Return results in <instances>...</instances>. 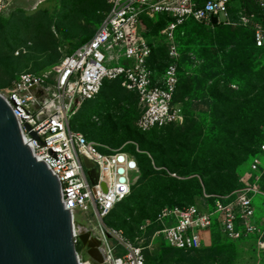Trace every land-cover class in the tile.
Listing matches in <instances>:
<instances>
[{"label": "built area", "instance_id": "1", "mask_svg": "<svg viewBox=\"0 0 264 264\" xmlns=\"http://www.w3.org/2000/svg\"><path fill=\"white\" fill-rule=\"evenodd\" d=\"M107 3L108 8L91 38L66 53L48 71L20 73L12 86L0 90V94L17 117L24 143L30 145L37 160L48 163L61 182L63 203L71 211L73 224L83 223L78 210L95 211L98 227L84 224L86 230L101 240L103 264H146L144 247L137 239L129 238L122 228L105 221L115 206L131 194L141 174L136 156L122 149L102 152L99 143L72 127L71 116L100 93L105 80L121 79L122 86L138 96L139 128L146 131L182 124L184 109L175 100L181 60L176 30L190 20L213 28L243 26L253 31L257 46H264V15L247 13L243 0H107ZM256 3L264 10V0ZM8 4L9 0H0V10ZM158 14L168 20L163 31L168 60L162 73L151 66L153 46L144 26L145 18ZM231 87L237 85L232 83ZM260 154H264V142L251 156L255 182L235 194L216 196L212 206L192 203L163 207L156 222L162 224L159 231L164 242L184 250L198 248L203 243L202 233L216 228L231 240L252 236L264 251V228L254 220L253 200L257 194L264 196L260 186L264 174ZM83 158L92 162L93 167L87 168ZM92 168L97 172L93 181L88 173ZM133 173L137 175L133 177ZM78 235L74 227L77 244ZM77 257L79 264H91L82 249Z\"/></svg>", "mask_w": 264, "mask_h": 264}, {"label": "rangeland", "instance_id": "2", "mask_svg": "<svg viewBox=\"0 0 264 264\" xmlns=\"http://www.w3.org/2000/svg\"><path fill=\"white\" fill-rule=\"evenodd\" d=\"M105 6V0H9V4L0 10V90L9 89L22 72L42 73L54 67L66 53L92 36L100 23ZM148 19L150 22L144 23L146 34L155 44L156 64L160 65L166 61L161 46V35L167 21L156 16ZM12 29L19 31L20 34L16 33L18 37L6 35L8 30L10 32ZM218 31L219 28H213L207 32L208 36H203L186 28L179 37L182 41L181 48L183 49V45L191 47L196 41H200L204 46L205 43L213 40V36ZM230 49L231 46H227L224 51L217 53L220 72L214 78H205L203 69L199 66V61H195L196 59L189 63L187 68L189 73L183 78L177 95L178 99L184 101L186 119L189 120L194 115L199 116L209 110L208 87L215 80L222 79L225 83H236L237 88H233L236 90L245 88V73L233 71L227 66ZM256 53L257 51L254 55ZM257 63L252 72L264 67V57L259 58ZM140 113L141 106L136 96L121 84L109 81L95 99L88 100L81 106L76 117L71 116V125L99 143L102 152L122 149L133 153L136 157L138 155L139 159L141 155H147L151 159L153 169L170 172L165 166H158L155 163L148 147H142L135 137H125L122 127L114 135L103 137L104 131L109 129L113 122L116 125L127 116L130 117L131 125L137 130L150 133V130L144 131L139 128L137 122ZM259 156L264 164V154ZM251 160L252 157L239 167L236 174L237 188L230 194H235L255 182L256 173L250 168ZM136 175L137 173L132 174L133 177ZM141 176L137 180V195L119 203L109 220L129 236L137 239V242L144 247V251L159 254L166 246L159 231L162 224L156 222L160 210L165 206L174 208L187 203L206 206L208 199L199 191L188 201L165 202L160 199L155 205L154 197L149 203L142 204L140 199L145 194L139 192ZM189 177L191 176H179L181 179ZM260 186L264 189V174L261 176ZM253 200L256 204L254 220L264 228V207H262L264 196L257 194ZM77 213L83 223L98 227L99 219L93 208L86 211L78 210ZM143 225L144 228H141ZM213 234H215L214 239L208 231L203 232L202 247L178 254L168 264H264V251L258 247L252 236L250 237L252 241L230 242L215 232Z\"/></svg>", "mask_w": 264, "mask_h": 264}, {"label": "trees", "instance_id": "3", "mask_svg": "<svg viewBox=\"0 0 264 264\" xmlns=\"http://www.w3.org/2000/svg\"><path fill=\"white\" fill-rule=\"evenodd\" d=\"M105 1L106 10L108 3L107 0ZM243 1L247 13L264 15V10L259 8L256 0ZM156 17L168 21L163 14H158ZM145 21L150 22V19L145 18ZM186 28L194 30L199 35L208 36L207 32L211 31L213 27L190 20L176 30V40L181 52V60L179 65V85L175 100L183 106L185 113L184 122L182 124L173 123L163 127H154L150 130V133H145L133 127L130 123V117L127 116L116 125L113 122L110 128L104 131L103 137L105 138V136L114 135L122 127L125 131V137H135L142 147H148L158 166H165L169 169L170 172H167V170L157 171L153 169L151 159L147 155H141L140 159L137 155L136 158L142 175H140L142 179L139 192L145 194L140 199L142 204L149 203L154 197L155 205L159 203L160 199L165 202L188 201L193 194L201 191L203 195H209L206 197L208 204L212 206L216 196L229 195L236 190V174L239 167L257 153L260 145L264 142V67L252 72L258 59L264 57V46L256 45L254 33L247 27L219 25L214 27V29L219 28V31L209 43H205L203 46L200 41H196L191 47H184L183 45L182 49L180 43L182 41L179 37L182 35L181 33L185 32ZM16 33H19V31L12 29L10 32L8 30L6 35L18 37ZM147 37L153 46L150 57L151 66L158 73H162L168 60L164 36L163 34L161 35V46L164 50L166 61L160 65L156 64L155 44L149 36ZM227 46H231L227 66L233 71L245 73V88L236 90L231 87L232 83H225L222 79L215 80L208 87V95L210 96L209 110L199 116L194 115L189 120L188 118L186 119L184 101L178 99L177 95L183 78L189 73L187 69L189 63L195 60L192 55L196 56L195 61H199V66L203 69L205 78L211 79L218 76L220 72V61L216 55L218 52L224 51ZM255 51H257L256 55H254ZM109 81L121 84V79L105 80L101 91ZM128 91L135 95L138 101L136 92ZM77 114L78 112L74 116L76 117ZM179 176L191 177L181 179ZM136 185L137 182L133 185L131 194L122 202L131 196L135 197L137 195L136 191L138 188L136 189ZM188 204L192 203L185 205ZM117 205L105 218L109 225L116 226L113 222H110L109 217L115 211ZM214 232L223 237L220 231L214 228L209 233L212 239H214ZM125 233L127 234V232ZM129 237L132 238L131 236ZM224 239L230 242L252 241L250 237H243L237 240L225 237ZM165 245L159 254L158 252L144 251L146 264H168L174 256L197 250L202 247L203 243L198 248L188 250L172 247L166 242ZM119 249V251H123L122 248ZM77 250H81L80 244L77 245Z\"/></svg>", "mask_w": 264, "mask_h": 264}, {"label": "water", "instance_id": "4", "mask_svg": "<svg viewBox=\"0 0 264 264\" xmlns=\"http://www.w3.org/2000/svg\"><path fill=\"white\" fill-rule=\"evenodd\" d=\"M88 173L93 181L96 169ZM78 240L91 264H103L100 239L86 230ZM78 244L61 182L24 143L17 117L0 94V264H79Z\"/></svg>", "mask_w": 264, "mask_h": 264}, {"label": "bare ground", "instance_id": "5", "mask_svg": "<svg viewBox=\"0 0 264 264\" xmlns=\"http://www.w3.org/2000/svg\"><path fill=\"white\" fill-rule=\"evenodd\" d=\"M74 227H75V231H76L77 234L84 233L86 231L85 225L83 223L76 222L75 225H74Z\"/></svg>", "mask_w": 264, "mask_h": 264}]
</instances>
